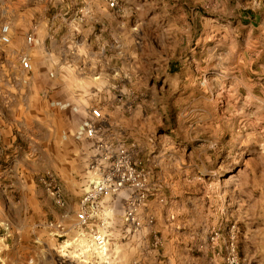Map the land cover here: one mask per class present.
<instances>
[{
  "label": "rangeland",
  "instance_id": "rangeland-1",
  "mask_svg": "<svg viewBox=\"0 0 264 264\" xmlns=\"http://www.w3.org/2000/svg\"><path fill=\"white\" fill-rule=\"evenodd\" d=\"M3 25L11 40L0 51L45 65L68 107L87 108L64 133L74 154H25L40 168L35 182L46 189L52 174L65 200L61 176L73 177L82 199L91 165L118 147L139 174L140 188L103 197L82 228L85 263L108 252L91 238H108L104 199L126 197L124 216L129 196L143 194L127 223L133 264H264V0H0ZM87 124L95 134L83 139ZM3 232L8 264L17 251Z\"/></svg>",
  "mask_w": 264,
  "mask_h": 264
},
{
  "label": "crops",
  "instance_id": "crops-1",
  "mask_svg": "<svg viewBox=\"0 0 264 264\" xmlns=\"http://www.w3.org/2000/svg\"><path fill=\"white\" fill-rule=\"evenodd\" d=\"M43 66L24 69L7 50L0 51V229L10 234L17 251L7 263L133 264L129 258L132 236L121 209L126 197L104 199L106 222L102 229L109 238L108 252L105 258H91L85 263L82 245L89 239V232L87 227L76 226L79 181L61 176L64 207L35 182L40 168L25 154H74L72 142L64 145V133L78 126L79 111L87 109L73 102L68 107L61 92L62 81L58 77L49 79L48 68ZM15 153L17 162L8 167L9 156Z\"/></svg>",
  "mask_w": 264,
  "mask_h": 264
},
{
  "label": "built area",
  "instance_id": "built-area-1",
  "mask_svg": "<svg viewBox=\"0 0 264 264\" xmlns=\"http://www.w3.org/2000/svg\"><path fill=\"white\" fill-rule=\"evenodd\" d=\"M10 31L7 25L0 28V41L4 44L10 43ZM27 42L32 43L33 37L27 36ZM20 64L24 69L31 67L27 57L20 59ZM91 115L99 118L100 111L92 109ZM95 134V128L91 124H87L78 131V135L84 138H92ZM104 151V150H103ZM92 179L90 180L89 189L80 201L79 212L77 214L76 226L78 228L85 227L90 220L97 219L101 215L100 201L103 197L118 194L127 187L138 189L141 187V180L137 179L139 174L133 167L129 155L123 147L115 150L103 152L100 162H96L90 167ZM42 185L54 197L55 203L62 207L65 204L62 188L56 178L46 173V177L41 179ZM143 194L130 195L124 210L123 219L126 223H135L136 214L142 201ZM104 221H101V225ZM92 246L99 254H106L108 238L99 231L91 230Z\"/></svg>",
  "mask_w": 264,
  "mask_h": 264
}]
</instances>
